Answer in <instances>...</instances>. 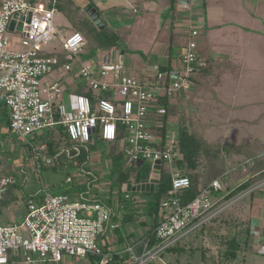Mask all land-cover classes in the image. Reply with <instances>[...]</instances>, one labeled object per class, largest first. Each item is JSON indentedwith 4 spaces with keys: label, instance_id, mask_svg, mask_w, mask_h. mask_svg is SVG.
<instances>
[{
    "label": "built area",
    "instance_id": "2783aa9c",
    "mask_svg": "<svg viewBox=\"0 0 264 264\" xmlns=\"http://www.w3.org/2000/svg\"><path fill=\"white\" fill-rule=\"evenodd\" d=\"M56 4L57 0L48 5L30 0H0V97L10 112L11 133L31 149L35 163L51 166L54 159L47 155V145L33 142L37 134L47 130L65 128L73 147L64 148L60 155L66 153L71 160L97 138L104 143L119 142L125 156L124 170L141 168L146 161L152 162L153 170L160 161L171 177L172 187L159 206V221L154 228L156 244L150 247V241L142 242L139 254L137 244L122 251L107 246V235L120 226L110 204L101 198L87 197L91 195L89 191L74 196L56 195L44 185L40 202L32 200L26 204L20 223L0 222V264H62L65 257L85 260L90 256L98 258L99 264H113L116 256L126 254L123 264H146L225 210L229 204L214 209L220 200L213 192L224 191V179L239 170H249L256 160L247 159L226 171L201 189L191 202L182 203L181 196L190 187V180L175 165L184 158L178 134L166 132L164 137L160 131L165 123L156 118L168 113L160 104L162 98L169 99L190 88L191 78L197 74V43L189 41L175 72L162 71L158 65L148 67L143 74L147 79L152 77V83L131 76L119 62L99 67L84 63L79 55L86 39L79 32L62 38L69 61L62 64L57 55L45 54V48L57 35ZM13 20L16 24L11 31ZM11 33L21 35L22 51L11 49ZM197 35V31L192 32V37ZM58 70L80 77L99 99L93 103L88 96L76 95L70 106L64 103L65 86L61 80H48ZM152 170L140 183L150 182ZM16 181V176L0 180V202Z\"/></svg>",
    "mask_w": 264,
    "mask_h": 264
},
{
    "label": "crops",
    "instance_id": "0c3cea01",
    "mask_svg": "<svg viewBox=\"0 0 264 264\" xmlns=\"http://www.w3.org/2000/svg\"><path fill=\"white\" fill-rule=\"evenodd\" d=\"M30 1L33 3L43 2L48 5L49 2L52 3L53 0ZM210 1L211 0H209L208 4H211ZM179 2L180 0H177L176 9L171 11L169 0H67V2L62 3L60 7H57L56 4V14L54 19V25L56 22L57 25L62 28L61 33L55 27L60 38V45H62V38L73 32L79 31L81 33L83 31L82 27L87 26V24H93L99 29V27L96 26V24L84 11L85 8L91 4L104 19V22L106 23L105 28L113 30L119 36L120 41L117 46L109 50L99 49L103 52V54L101 55L99 62H94L83 59L82 54L84 53L86 46L88 45L92 47V44L86 37V45L79 55L80 60L84 63H94L96 67H99V65L103 63L116 62V60H107L108 57L110 60L111 52L115 50L117 52L123 51V65L127 73L146 83L154 82L152 77L147 79V77L143 74L148 67L158 65L161 67L162 71H177L180 68L181 58L186 54L189 41H195L194 38L201 36L202 39L199 40V42L195 41L197 43L196 53L198 57H200V60L207 64L205 71H197V74L191 78L190 88L177 92L169 99L162 98L160 100L161 105L165 106L164 101L168 100L169 104L175 108L168 123L165 124V127L167 133H175L178 134V136V118L185 116L188 124H192L190 116H188L182 109L186 106L185 104L187 98L192 97V95L198 91L201 92L207 88H211V90L219 94L221 100L227 102H229V100H233L236 102L241 96V93H239L238 90L233 92L230 99L226 97L228 96V93L225 95L222 93L223 88H228L230 79L232 77L233 79L235 78L237 84L240 86V84L243 83L242 80L244 78L252 79L260 73L264 74V0H234L230 9L227 8V4L225 3L224 7L220 6V4H215L213 9L210 8V5V11L208 10V7H201L202 4L205 5L206 0H203L202 4L196 5L190 2L188 7H180ZM225 8L227 10H225ZM227 11H232V15L227 16L229 15ZM189 25H191V28ZM201 28H205L203 33L200 30ZM194 31L198 32L196 37H192V32ZM50 48L52 49L45 51L46 55H57L62 64L69 63L66 59V53L63 46L59 51H57L54 46ZM198 49L199 53L197 52ZM48 80H61V83L65 86V92L62 99L64 103L69 106L74 96L83 95L79 92L81 86H83L85 91L89 90L80 77L68 75L62 70H58L53 73L50 77H48ZM236 88L239 87L237 86ZM250 93H252V91H250ZM66 95L68 96V101H66ZM244 96L250 97L251 95H248L246 91H244L243 97ZM202 98L205 97L202 96ZM254 101H256L255 98ZM156 119L165 123L162 120V117H157ZM251 119L254 120L251 121ZM247 120L254 123L257 121V117H242L239 121L246 122ZM174 126H177L178 128L175 129ZM189 128H191L190 132L195 134L199 139L203 140L204 143L209 146L212 145L207 143L206 139L196 133L193 130V126H189ZM203 130L204 126L202 128V131ZM11 136L12 133L10 132L6 139L3 140L2 137L0 138V146L3 145V149L0 150L1 153H4L7 156L17 153L20 150H28L26 149V146H24V143H22L18 138L11 139ZM261 140H264V135L261 137ZM118 143L119 142L104 143L95 140L94 143L88 144L87 147L85 146V148H82V151L86 150V152H88L89 160L91 158L90 153L92 149L104 150L105 153L102 154L101 152V157L104 156L106 158V162L102 169L104 172L108 171L111 173L112 156L122 154L123 159H125L122 148L119 150H113L114 146ZM263 144V142H260L259 144L254 142V144L249 148L252 149L251 152L245 151L242 153L245 157L248 156L249 158L243 159L244 156L241 157L239 151L236 153L230 152L231 154L227 153L223 157H225L226 160V157L229 159V155H232L233 159H229L232 160V162L234 161L232 165L242 164L250 158H255L256 162H264ZM72 147L73 144L68 146V148ZM234 148L241 150V152L243 151V148L239 146H235ZM224 150L226 149L224 148ZM81 157L82 155L78 158ZM227 165L229 166L230 164ZM255 165L251 166L249 170L255 167ZM34 166L37 167L36 165ZM34 166L33 169H35ZM256 167V169L262 170L259 165ZM23 168L24 166L21 167V171ZM219 168L220 167H218V169ZM38 171L40 172V170ZM225 172H223V174ZM223 174L219 173L214 178H208V181L206 182H202L205 177L200 178V188L203 189ZM260 174V171L256 172L254 175L255 179L258 178ZM8 175L9 173L6 176ZM14 175L16 177L18 176L17 173ZM234 178H236V176L229 180V184L232 183L231 181ZM241 179V182L231 185L233 188L228 189L226 186L224 187V191H221L220 193L213 192V196L217 198V200H222L231 191L247 182L249 178ZM115 180H117L116 177ZM131 183L134 184L131 180L123 185ZM136 183L138 184L140 182ZM52 186L57 187L55 184ZM90 189H92L91 184L88 185V190L94 199L101 198L110 205L113 204V202L115 204L117 201L115 206L117 208V221L120 226L116 232L109 233L107 235V246L112 250L122 251L132 244H137L138 253L140 254L142 252L141 243L146 240H150L149 234L152 233L153 230L152 219L149 218L146 215V212L141 208L144 203L149 200H140L138 197H134V203L123 204L114 197L103 198L101 197L103 196L102 193H99L98 191H90ZM83 192L85 191H80L79 193ZM119 193L115 196H119ZM242 194L229 203H226L225 205L229 204L226 209L233 207L235 215L241 218L240 223L245 222V224L240 226V230L242 226H244V228H250L252 235L249 241V252L254 253L256 258L263 253L260 255L263 258L260 264H264V252L260 249L264 247V179L262 181L255 182L251 188L246 191V194ZM133 212H138V214H135V216H133V220L129 223L125 222L130 219V215H133ZM248 260V258L245 259V262H247L245 264H248ZM72 261H74V259L66 258L65 263L70 264ZM84 261L86 264H93L90 258L85 259Z\"/></svg>",
    "mask_w": 264,
    "mask_h": 264
},
{
    "label": "rangeland",
    "instance_id": "374dc122",
    "mask_svg": "<svg viewBox=\"0 0 264 264\" xmlns=\"http://www.w3.org/2000/svg\"><path fill=\"white\" fill-rule=\"evenodd\" d=\"M209 0H206L205 5L202 4V8H207L209 10L210 8L213 9L215 4H220V6L227 4V8L230 9L232 4L234 3V0H211V4H208ZM225 10H227L225 8ZM210 11V10H209ZM229 15H232V11H227ZM56 29L62 33V28H60L57 23L55 22ZM191 28V25H189ZM202 33L204 32L205 28L200 29ZM195 41H198L202 39V37H196L194 38ZM60 38L58 34L56 35V38L52 41L50 46L45 48V50L49 51L50 47L54 46L56 47L57 51L62 49V45H60L59 42ZM10 42H11V49L13 51H22L21 48V35L19 33H11L10 34ZM55 49V50H56ZM199 53V49L197 51ZM103 54L102 51L99 49H96L91 46H86L83 55V59L88 61H94L99 62L101 55ZM44 55V54H42ZM243 83L237 84L236 79L233 77L230 79V82L228 83V88H223L222 93L227 94L226 96L228 99L231 98L233 92L236 90L241 93L240 99L235 101L229 100L223 101L220 99L219 94L215 93L211 88H207L204 91L197 92L192 95V97H189L186 99V106H184L182 109L183 111L190 116V121L192 124H188L189 126H193V130L198 133L200 136H202L204 139H206L207 143L212 144L211 146L204 143L206 150L202 154V157H200V169H199V178L205 177L202 182L208 181V178H214L217 174L225 172V171H231L234 167L238 165H232V160H229L230 158L233 159L232 155H229L230 158L228 159L226 157H223L224 155L231 154L233 152H238L243 157L242 154L245 151H250L252 149H249L254 142L259 144L260 142L264 143V140H261V137L264 135V74H258L254 76L252 79L250 78H244ZM239 88H236V87ZM84 91L83 86L80 87V91ZM246 91L248 95H251L250 97L244 96L243 93ZM252 91V93H250ZM78 93V92H75ZM204 96L205 98H202ZM226 98V100H227ZM254 98L256 101H254ZM66 101H68V96L66 95ZM257 117L256 122H250L247 120L246 122L239 121L242 117L250 118ZM254 119H251L253 121ZM211 121V122H210ZM209 125V126H208ZM204 126V130L202 131V128ZM175 129H177V126H174ZM191 130V128H190ZM50 130H47L44 132V134L48 135ZM42 134L36 135V140L34 143H41L42 142ZM6 139V137H4ZM11 139H17L15 135L12 134ZM203 141V140H202ZM35 143V144H36ZM72 144V142H71ZM264 145V144H263ZM235 146H239L243 148V151L237 150L234 148ZM230 147V149H228ZM122 148L121 144H117L114 146L113 150H119ZM224 148L226 150H224ZM226 151V153H225ZM24 150H20L17 153H14L12 155H5L4 153L0 154V179L4 176H6L8 173L9 175H13L17 173L18 180L22 184V191L28 195L33 194H40V190H42V187L44 185L50 187L51 191L54 192V194L59 193L58 186L57 188H51L53 184L56 186L59 184H62L63 182L66 184L67 180H71V185L74 186L75 192L85 191V193H88V185L91 184L92 190L94 192L98 191L99 193H102L103 198H115L119 201H121V198L123 199V195L120 194L124 192L119 193V196L117 195L118 191H120L116 185L115 177H113L112 173L104 172L102 167L104 166L106 162V158L102 154L105 153L104 150H91V158L88 160V152L86 150H83V156L81 158H76L74 160H71L68 158L67 154L64 153L61 155L60 158L55 159L53 161V165L56 167L53 168L51 165H48L46 162H43L42 165L37 164L34 162L33 158L31 157L30 153L27 154L26 159L27 163L24 165L22 164V157ZM231 152V153H230ZM225 153V154H224ZM237 155V154H236ZM206 156V157H205ZM51 158V157H50ZM105 158V159H104ZM249 158L243 157V159ZM18 159V160H16ZM52 159V158H51ZM102 159V160H101ZM104 159V161H103ZM16 161V162H15ZM36 165L35 167L33 165ZM230 164L229 166L227 164ZM26 166L25 172H21V167ZM33 166L35 169H33ZM216 167V168H214ZM218 167H220L218 169ZM218 171H217V170ZM228 169V170H227ZM40 170V172L38 171ZM152 170V162L146 161L141 168H132L128 171V173H131V179L136 174H145L149 175ZM10 171V172H9ZM12 171V172H11ZM239 170L237 173H232L228 179H224L223 182L224 187L227 186L228 189H231V185H235L242 180L241 178H249L250 176V170L242 171ZM125 172H127L125 170ZM25 176V177H23ZM229 184V180L231 178L235 177ZM16 177V178H17ZM97 178V179H96ZM135 178V177H134ZM222 179V178H221ZM237 180V181H235ZM222 182V183H223ZM42 193V191H41ZM20 194V193H19ZM132 194L131 196L138 197L140 200H150L151 196L150 193H129ZM246 194L244 192L242 195ZM90 196V198H93L92 195H87V197ZM234 200V199H233ZM117 201L115 202V204ZM26 200L22 199V194H20L19 201L15 204H12L5 208L3 214L0 216V222L1 223H20L23 220L24 212L26 210ZM114 202L111 204L112 208L117 211V208L115 206ZM234 212V210H233ZM239 225V224H237ZM240 228V227H239ZM244 226L241 227V230L243 231L244 235H242V238L245 239L246 232L244 231ZM230 232V231H228ZM211 245V252H209L206 256L208 257V262H204L201 257V251L204 247L202 244H198L196 246H199L198 251L195 252H188L186 254L176 255V254H168L165 255L160 260V257L155 258L154 260L149 261L146 264H214L211 263V260L215 258V261L217 263L218 257L221 256L218 254V244L216 243H210ZM195 247V246H190ZM262 249V248H260ZM188 250V249H187ZM259 251V250H258ZM260 252V251H259ZM261 253V252H260ZM252 252H248L245 254V259H249L248 264H260L262 262V257L260 256L261 253L257 258L256 255ZM74 259V261L70 262V264H86L84 259L80 258H70ZM257 259V260H256ZM66 257L63 260L62 264L65 263ZM164 261V262H163ZM245 264L247 262H238V264Z\"/></svg>",
    "mask_w": 264,
    "mask_h": 264
},
{
    "label": "trees",
    "instance_id": "16d2710c",
    "mask_svg": "<svg viewBox=\"0 0 264 264\" xmlns=\"http://www.w3.org/2000/svg\"><path fill=\"white\" fill-rule=\"evenodd\" d=\"M170 1V9L171 11H174L176 9L177 0H169ZM67 2V0H58L57 1V7L61 6L62 3ZM69 4V2H68ZM71 4V1H70ZM83 31L81 34L84 35V37L89 39L90 43L92 44V47L96 49H102V50H109L119 44L120 38L119 36L109 28H105L104 30H99L96 28L93 24L82 27ZM79 32V31H78ZM80 33V32H79ZM206 63L202 60H200V57L198 58V62L195 64V67L198 72H204ZM195 76V75H194ZM193 76V77H194ZM192 77V78H193ZM83 95H86L90 97L94 102H96L100 96L92 93L90 90L80 92ZM164 105L168 109L167 115L162 117V120L165 122V124L168 123L170 117L172 116V112L175 110V108L169 104L168 100L164 101ZM179 120V136H178V145H180V148L182 150L184 158L180 161H178L175 165L176 168L186 175L190 180V187L183 191V194L181 196L182 203L186 204L191 202L198 194L201 192L200 188V178H199V169H200V157H202L204 150H206L204 142L199 139L195 134L190 132V128L188 125V122L186 120L185 116H181L178 118ZM10 112L7 106L5 105L3 99L0 97V138L4 140L3 137H8L10 134ZM49 134L46 135L44 132L42 133V142L37 143L36 145L46 144L47 145V155L49 157H52L54 160L61 157L60 153L63 151L64 148L71 146V141L68 137V134L62 126L57 127L56 130H50L48 132ZM164 137H166V127L163 128V130L160 131ZM36 140V137L33 139V142ZM98 142H103L100 138L96 139ZM3 146V145H2ZM2 146H0V150H2ZM24 146H26L24 144ZM26 149L24 150L22 157V163L26 165L27 154L31 155V149L26 146ZM228 149H230L228 147ZM83 151L80 156H83ZM206 157V156H205ZM125 159H123L122 154L114 155L112 156V165H111V173L113 177H116V185L118 189L121 192V188L124 183L130 182L131 180H135L136 182L144 181L148 178L149 175L145 174H138L134 175L131 179V173L125 172L123 168ZM259 163V164H258ZM43 162L40 163L42 165ZM257 165L262 170L256 169ZM56 169V167L53 165L51 166ZM26 169V166H24ZM25 169H23L21 172L24 173ZM264 162L257 161L255 167L250 169V176L247 182L243 183L240 187L237 189L231 191L228 195H226L220 202L216 205L214 209L220 208L224 206L226 203H229L233 199H235L240 194L246 192L248 189L251 188V186L257 182L262 181L264 179ZM260 171V176L255 179L256 172ZM8 176H15L8 175ZM217 176V175H216ZM6 177V176H4ZM25 177V176H23ZM135 177V178H134ZM3 178V177H2ZM1 178V179H2ZM0 179V180H1ZM67 185L63 182L62 184H58L59 193H56V195L59 194H67L70 196H74L77 194L75 192L74 186L71 185V183H68V180L66 182ZM55 186H51V188H57ZM172 187L171 177L169 174H167L165 171L162 172L161 176V182H160V191L155 194H150L151 198L149 201L145 202L144 205L141 207L145 212L146 215L152 219L153 221V230L152 233L149 234L150 237V247L154 246L156 244V239L154 236V228L158 224V211L159 206L161 203V200L166 196L169 189ZM42 190H40V194H33L28 195L22 191V184L17 179V181L10 185L3 195V199L0 202V216L3 214L5 208L12 204H16L20 199V194H22V199H25L28 203L29 201H36L40 202V198L42 197ZM20 193V194H19ZM79 193V192H78ZM123 199L121 198V203L123 204H130L134 203V199L131 196L132 194H123ZM128 196V198H127ZM233 207L230 209H225L222 212H220L217 216H215L212 220L209 222L203 224L195 231L188 234L186 237L178 241L175 245L168 248L164 252L160 254V260L162 261L163 257L168 254H186L188 252H195L198 251V247L196 246L198 244L203 245V249L201 251V257L204 262H208V257L206 256L209 252H211V245L210 243H216L218 244L219 252L218 254L221 255L218 258V261L216 263L215 258L211 260V263L214 264H238V262L245 261V254L250 251L249 247V241L251 238V231L250 228L244 229L246 232L245 239L242 238V235L244 233L240 230V226L245 224V222H241V218L235 215V212H233ZM139 212V211H138ZM138 212H133V215H130V219L126 220L125 222L129 223L131 220H133V216L135 214H138ZM123 223V222H122ZM239 224V225H237ZM230 231V232H228ZM195 246V247H190ZM188 249V250H187ZM90 260L93 264H99V260L96 257L90 256ZM128 254L123 256H116L113 264H123L125 260H127ZM164 262V261H163ZM207 264V263H206ZM241 264V263H240Z\"/></svg>",
    "mask_w": 264,
    "mask_h": 264
},
{
    "label": "water",
    "instance_id": "95a60500",
    "mask_svg": "<svg viewBox=\"0 0 264 264\" xmlns=\"http://www.w3.org/2000/svg\"><path fill=\"white\" fill-rule=\"evenodd\" d=\"M192 3L194 5L196 4H202L203 0H180V7H188L189 3ZM88 16L91 18V20L96 24V26L99 27L100 30H103L106 27V23L104 22V19L100 16V14L96 11L95 8L91 4H89L85 10H84ZM16 20H13L10 25V30L13 31L15 28ZM22 25L20 24L19 29H21ZM123 54L124 52H117L116 50L111 52L110 54V60L108 57V61H114L119 62L120 64H123ZM161 162L157 161L153 167V175L152 179L149 183H138V184H128L123 185V191L128 193H150L155 194L160 191V182H161Z\"/></svg>",
    "mask_w": 264,
    "mask_h": 264
}]
</instances>
